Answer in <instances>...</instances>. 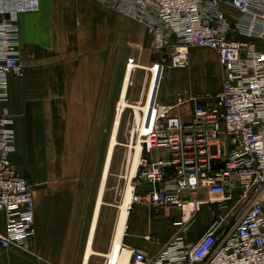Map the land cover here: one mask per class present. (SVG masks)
I'll use <instances>...</instances> for the list:
<instances>
[{
	"label": "crops",
	"instance_id": "crops-1",
	"mask_svg": "<svg viewBox=\"0 0 264 264\" xmlns=\"http://www.w3.org/2000/svg\"><path fill=\"white\" fill-rule=\"evenodd\" d=\"M18 25L26 72L22 78L7 77L6 100L1 104L13 119L14 166L20 174H27L29 167L35 220L25 247L0 246V264H107L112 237L104 240L97 230L103 188L96 206L102 181L103 187L110 181L111 189H116V177L127 181L137 136L136 143L131 145L129 139L123 144L128 147L124 169L113 158L119 149L120 119L132 116L134 130L135 112L139 119L140 101L149 90L150 66L159 60L152 34L144 23L97 0H39L38 10L21 13ZM127 73L126 105L118 117L117 142L103 179ZM161 79L158 74L157 100L173 104L179 94L184 103L173 112L189 121L194 107L217 98L222 66L215 50L189 46L188 64L166 66ZM142 154L140 149L139 157ZM156 156L165 155L161 151L147 155ZM137 170L138 166L133 177ZM151 187L141 183L132 192L121 237V249L127 252L123 264H133L132 249L155 253L181 228L175 224L181 218L180 208L153 206L147 196ZM196 194L198 199L207 198L205 188ZM189 196L184 193L186 199ZM218 211L214 204H203L186 221L189 236L198 237ZM4 227L0 212V233ZM88 245L91 252L86 257Z\"/></svg>",
	"mask_w": 264,
	"mask_h": 264
},
{
	"label": "built area",
	"instance_id": "built-area-1",
	"mask_svg": "<svg viewBox=\"0 0 264 264\" xmlns=\"http://www.w3.org/2000/svg\"><path fill=\"white\" fill-rule=\"evenodd\" d=\"M97 1L148 27L159 56L149 70H159V81L166 66L188 64L189 46L215 50L222 66L217 98L194 107L191 120L173 112L184 103L182 97L177 94L173 104L159 102L158 87L152 102L140 108L142 118L133 129L143 154L134 184L152 185L147 196L153 206L179 207L181 218L175 224L181 228L155 253L132 249L133 264H264V46H259L264 45V0ZM38 8L39 0H0L2 248L25 247L34 231L32 188L11 159L13 119L1 102L7 77L22 78L26 72L18 17ZM144 101L146 94L140 103ZM158 151L165 156L147 157ZM199 188L206 189L207 198H197ZM203 204L219 211L192 238L186 221ZM230 212L237 213L231 224Z\"/></svg>",
	"mask_w": 264,
	"mask_h": 264
},
{
	"label": "bare ground",
	"instance_id": "bare-ground-1",
	"mask_svg": "<svg viewBox=\"0 0 264 264\" xmlns=\"http://www.w3.org/2000/svg\"><path fill=\"white\" fill-rule=\"evenodd\" d=\"M158 71H159L158 69L157 70L154 68L152 69L150 81H149V90H148V93L146 96V101H144V103L141 106H139V108L142 107V110H145L148 103H151L153 100L155 87H156V84L158 81V74H159ZM127 81H128V73L126 75V80H125L123 90L121 93V99H120V102L118 105V112H117V119L115 122V127L113 129V133L111 135L110 142H109V148H108V154H107V159H106V165H105V169H104V173H103V179L105 178V175H106V170L108 167V162L110 159L111 150H112L114 144L117 142L116 138H115L116 127L118 124V117L121 113V109H122V107H124L126 105V102L124 100V93H125V87H126ZM134 108L136 111L137 106H135ZM135 114H136L135 123H137L141 120L142 117L140 115V118L138 119V113L135 112ZM135 123H134V125H135ZM132 147H133V152L131 154L130 168H129V172H128V176H127L126 185H125V188L123 190L121 203L118 205L117 221H116V225H115L112 240H111V248H110V251L108 253L109 264H123V263H125V258L127 256V252L124 249L123 250L121 249V237L123 235V231L125 228L126 218H127V214H128V206L130 204V200L132 197L133 185H132L131 179L135 173V169H136V166L138 163L139 153H140V143L138 142ZM102 188H103V181L101 183L96 209L98 208V205L100 203V195L102 192ZM90 252H91V248L88 245L87 250H86V257L89 255Z\"/></svg>",
	"mask_w": 264,
	"mask_h": 264
},
{
	"label": "rangeland",
	"instance_id": "rangeland-1",
	"mask_svg": "<svg viewBox=\"0 0 264 264\" xmlns=\"http://www.w3.org/2000/svg\"><path fill=\"white\" fill-rule=\"evenodd\" d=\"M259 46H264V45L260 44ZM161 82H162V79H161ZM132 121H133V118L132 116H129V115H124L120 119V131H119V134L117 135V141L119 142V146H118L119 149L118 151L115 152L114 158H113L114 162L116 160L119 161V167H118L119 169L125 168L124 166H125L126 158H127L128 147L123 144L129 143V139L131 141L130 142L131 145L138 141V140L136 141V131L135 130L131 131ZM126 129L131 132L128 133ZM130 134L132 135V137H130ZM140 149H141V143H140ZM130 150L132 151L131 148ZM113 167H115L114 163H113L112 168ZM116 168L117 167H115V169ZM28 169L29 167H27V174L22 173V175L28 180L29 183H31ZM136 177L132 178L133 190L137 188V185L144 183V182H140L139 184L135 185L134 182H135ZM110 184H111L110 181H107L104 183V187H103L104 196L102 200L104 204H103V209L99 216V223L97 226V230L100 233L101 238H103L104 240L112 237L113 229H114L115 221H116V216H117V210H118L117 206L121 201L123 190L126 185V178L116 177V189H111ZM236 216H237V213L235 212H230L228 214L229 224L233 222Z\"/></svg>",
	"mask_w": 264,
	"mask_h": 264
}]
</instances>
